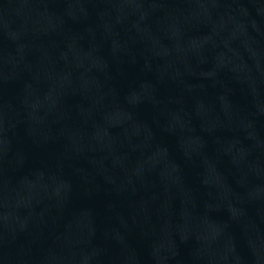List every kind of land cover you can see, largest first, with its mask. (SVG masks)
<instances>
[{
	"label": "water",
	"instance_id": "water-1",
	"mask_svg": "<svg viewBox=\"0 0 264 264\" xmlns=\"http://www.w3.org/2000/svg\"><path fill=\"white\" fill-rule=\"evenodd\" d=\"M0 264H264V0H0Z\"/></svg>",
	"mask_w": 264,
	"mask_h": 264
}]
</instances>
